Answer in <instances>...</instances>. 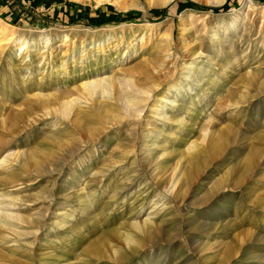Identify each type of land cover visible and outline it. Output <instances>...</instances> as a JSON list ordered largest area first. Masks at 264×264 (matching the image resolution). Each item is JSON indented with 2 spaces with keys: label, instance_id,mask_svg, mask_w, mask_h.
<instances>
[{
  "label": "rangeland",
  "instance_id": "374dc122",
  "mask_svg": "<svg viewBox=\"0 0 264 264\" xmlns=\"http://www.w3.org/2000/svg\"><path fill=\"white\" fill-rule=\"evenodd\" d=\"M161 1L0 0V264H264V0Z\"/></svg>",
  "mask_w": 264,
  "mask_h": 264
},
{
  "label": "bare ground",
  "instance_id": "6f19581e",
  "mask_svg": "<svg viewBox=\"0 0 264 264\" xmlns=\"http://www.w3.org/2000/svg\"><path fill=\"white\" fill-rule=\"evenodd\" d=\"M160 1V0H159ZM171 0H163V1H161V5L162 4H167L168 2H170ZM214 2H221V0H216V1H214ZM7 28H5V24H0V31L1 32H3V31H5ZM164 35V34H163ZM163 35H161V37L163 36ZM19 49H20V51L21 52H23L26 48H27V45L25 44V43H20L19 44ZM204 72V71H203ZM129 83V82H128ZM127 83V84H128ZM101 84H103V83H101ZM114 86V83L112 82V81H109L108 82V84H106V85H96L95 87H92V88H90L89 90H88V92L92 95L94 92H95V90H96V88L98 87L99 88V90L102 92V93H105V92H107L110 88L112 89V87ZM173 86H175L174 88L175 89H177V87H179L180 86V82L179 83H176L175 85H173ZM134 87V86H133ZM86 89V88H85ZM132 89H134V90H132V93L131 94H129L130 96H132L129 100H128V102L130 101V104H132L133 103V101H136L135 100V96L136 95H138L137 94V91L139 90L138 88H132ZM127 90V89H126ZM139 91H141V90H139ZM140 93V92H139ZM144 93V92H143ZM148 98V97H147ZM187 101V100H186ZM190 101V100H189ZM128 102H126V103H128ZM167 102H169L168 104H166L165 105V107H169V108H171V107H173V103H174V99H169ZM133 104H136L135 102L133 103ZM185 105V104H184ZM131 106V105H130ZM134 107V106H133ZM138 108V107H137ZM136 108V109H137ZM154 108V107H153ZM166 108H164L163 110H161V109H159V112L157 111L156 113H157V115H159V119H161V118H163V119H165V121H175L176 123H178V125H179V127L181 126H184L185 125V117H184V115L182 116L181 115V117H178V118H176V119H174L173 120V117H172V115H171V117H170V115L166 112L167 110H165ZM142 110V108L141 109H137V112H140ZM127 111L129 112V114H132V116L133 115H138V114H136V110L134 111L132 108H129V109H127ZM135 127V126H134ZM178 127V128H179ZM9 221H11V213H5V212H1V214H0V225H11V223L9 222Z\"/></svg>",
  "mask_w": 264,
  "mask_h": 264
},
{
  "label": "trees",
  "instance_id": "16d2710c",
  "mask_svg": "<svg viewBox=\"0 0 264 264\" xmlns=\"http://www.w3.org/2000/svg\"><path fill=\"white\" fill-rule=\"evenodd\" d=\"M220 8H222V6H218V7H211V9H213V10H219ZM131 14V12H127V13H124L123 15L125 16V18L128 16V15H130Z\"/></svg>",
  "mask_w": 264,
  "mask_h": 264
}]
</instances>
